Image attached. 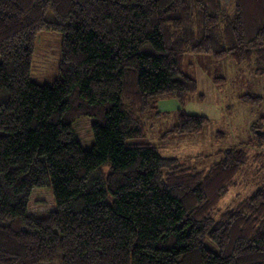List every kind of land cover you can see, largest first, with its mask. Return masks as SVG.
<instances>
[{"label":"trees","instance_id":"obj_1","mask_svg":"<svg viewBox=\"0 0 264 264\" xmlns=\"http://www.w3.org/2000/svg\"><path fill=\"white\" fill-rule=\"evenodd\" d=\"M232 1L229 14L223 0H0V264H264V186L219 208L245 149L197 170L127 143L143 110L197 91L186 53L264 74V0ZM41 30L62 35L51 84L30 78ZM177 111L171 133L207 123Z\"/></svg>","mask_w":264,"mask_h":264},{"label":"rangeland","instance_id":"obj_2","mask_svg":"<svg viewBox=\"0 0 264 264\" xmlns=\"http://www.w3.org/2000/svg\"><path fill=\"white\" fill-rule=\"evenodd\" d=\"M227 13L234 3L223 0ZM62 35L54 30H41L32 54L30 78L40 84L60 79ZM183 71L197 82V91L188 95L180 106L185 112L205 116L208 120L199 133L174 134L178 103L174 99L146 108L140 113L145 125L142 137L127 139L130 144H151L163 157H177L182 167L208 169L222 157L220 151L243 148L248 154L245 167L236 178V185L222 198L221 211L233 207L258 187L264 186V74L255 73L251 64H237L230 56L215 59L204 54L186 53ZM222 78V79H221ZM249 94L262 98L257 104L244 101ZM93 118L81 117L73 123L74 133L84 149L93 143ZM254 127L257 129L255 130ZM205 244L213 251L210 240ZM59 263V262H55ZM54 264V263H53Z\"/></svg>","mask_w":264,"mask_h":264},{"label":"crops","instance_id":"obj_3","mask_svg":"<svg viewBox=\"0 0 264 264\" xmlns=\"http://www.w3.org/2000/svg\"><path fill=\"white\" fill-rule=\"evenodd\" d=\"M174 100H175V99H174ZM166 101H167V99H162V100H160L159 102H160V103H171V105H174V103H175V102H172V101H171V102H166ZM176 101H177V100H176ZM177 103H178V107L176 106V108H177V110H178V109L180 108V106H179L180 104H179L178 101H177ZM190 114H193V113H190Z\"/></svg>","mask_w":264,"mask_h":264}]
</instances>
